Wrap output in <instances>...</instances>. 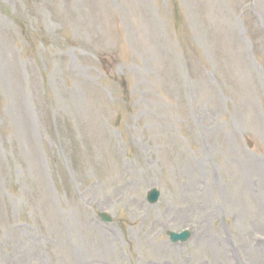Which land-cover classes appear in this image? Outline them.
Returning <instances> with one entry per match:
<instances>
[{
	"label": "rangeland",
	"instance_id": "rangeland-1",
	"mask_svg": "<svg viewBox=\"0 0 264 264\" xmlns=\"http://www.w3.org/2000/svg\"><path fill=\"white\" fill-rule=\"evenodd\" d=\"M0 264H264V0H0Z\"/></svg>",
	"mask_w": 264,
	"mask_h": 264
},
{
	"label": "water",
	"instance_id": "water-1",
	"mask_svg": "<svg viewBox=\"0 0 264 264\" xmlns=\"http://www.w3.org/2000/svg\"><path fill=\"white\" fill-rule=\"evenodd\" d=\"M160 197V194L159 192L156 190V189H153L149 192L148 194V200L151 204H156L158 199ZM101 218H103L104 220L106 221H110V219L105 216V215H100ZM169 234V237L170 239L173 241V242H178V241H186L188 238H189V234L187 232L183 233V234H175V233H168Z\"/></svg>",
	"mask_w": 264,
	"mask_h": 264
},
{
	"label": "bare ground",
	"instance_id": "bare-ground-1",
	"mask_svg": "<svg viewBox=\"0 0 264 264\" xmlns=\"http://www.w3.org/2000/svg\"><path fill=\"white\" fill-rule=\"evenodd\" d=\"M110 233H111V231H110ZM111 241H112V240H111ZM111 241H110V243H112L113 245H115V246H116V243H113V242H114V240H113L112 242H111Z\"/></svg>",
	"mask_w": 264,
	"mask_h": 264
}]
</instances>
